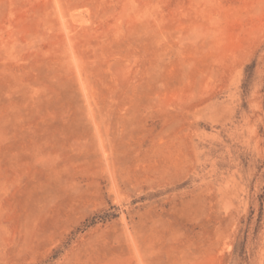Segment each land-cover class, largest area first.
Wrapping results in <instances>:
<instances>
[{
	"label": "rangeland",
	"instance_id": "374dc122",
	"mask_svg": "<svg viewBox=\"0 0 264 264\" xmlns=\"http://www.w3.org/2000/svg\"><path fill=\"white\" fill-rule=\"evenodd\" d=\"M0 264H264V0H0Z\"/></svg>",
	"mask_w": 264,
	"mask_h": 264
}]
</instances>
